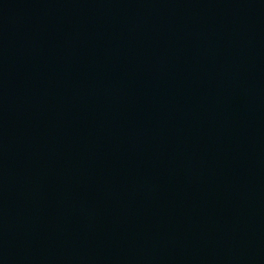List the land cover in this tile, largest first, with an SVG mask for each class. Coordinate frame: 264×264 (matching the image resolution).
I'll use <instances>...</instances> for the list:
<instances>
[{
    "label": "water",
    "instance_id": "95a60500",
    "mask_svg": "<svg viewBox=\"0 0 264 264\" xmlns=\"http://www.w3.org/2000/svg\"><path fill=\"white\" fill-rule=\"evenodd\" d=\"M0 264H264V0H0Z\"/></svg>",
    "mask_w": 264,
    "mask_h": 264
}]
</instances>
